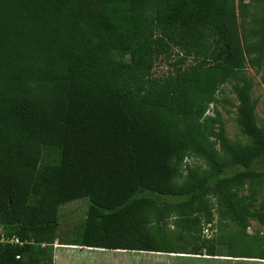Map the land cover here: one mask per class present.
Listing matches in <instances>:
<instances>
[{"label": "trees", "instance_id": "16d2710c", "mask_svg": "<svg viewBox=\"0 0 264 264\" xmlns=\"http://www.w3.org/2000/svg\"><path fill=\"white\" fill-rule=\"evenodd\" d=\"M174 49L184 58L154 76ZM248 65L264 79V0H0V232L54 243L61 205L87 198L76 244L264 259L247 233L264 223ZM227 82L244 139L207 113ZM188 155L208 168L183 176ZM210 196L236 227L220 240L203 234Z\"/></svg>", "mask_w": 264, "mask_h": 264}, {"label": "rangeland", "instance_id": "374dc122", "mask_svg": "<svg viewBox=\"0 0 264 264\" xmlns=\"http://www.w3.org/2000/svg\"><path fill=\"white\" fill-rule=\"evenodd\" d=\"M172 52L173 55L171 57L165 55L159 57L152 70L154 76L161 77L171 73L176 64L179 63V60L184 58L183 52L177 49H174ZM185 61L190 62L192 58H185ZM247 73L253 80L252 97L257 102L258 121L260 125L264 126V79L262 73L249 65L247 67ZM216 95L218 100L210 105L207 113L214 115L216 110H218L224 120L229 137L235 140L244 139L236 121L238 100L233 91V84L227 82L221 85ZM186 166L198 168L199 170L208 168V164L204 159L194 155H188L186 157L183 176L187 173ZM240 192L241 194L247 193V186L241 188ZM210 202L213 204V221L210 224L204 225L203 234L211 240H220L223 239V236H228L231 230L236 227L229 221H220L217 205L212 196H210ZM88 204L87 198H81L61 205L59 210L58 234L62 239L73 238L82 232ZM174 217V215H171L168 219L171 228L173 227ZM247 233L259 234V241L264 249V223L260 222L256 217L251 216L250 227L247 229ZM74 251L78 252L77 256L73 254L72 257H67L65 264H264V259L227 256L234 253V251L229 252L231 250L228 249L226 244L218 246L217 253L219 255L214 257L206 254L196 256L188 253L116 252L105 248L85 249L82 254L77 250Z\"/></svg>", "mask_w": 264, "mask_h": 264}, {"label": "crops", "instance_id": "0c3cea01", "mask_svg": "<svg viewBox=\"0 0 264 264\" xmlns=\"http://www.w3.org/2000/svg\"><path fill=\"white\" fill-rule=\"evenodd\" d=\"M72 240L74 238L64 240L60 235L54 243H36L32 240L16 243L0 240V264H65L67 257H72L73 254L77 256L78 252L74 250L82 254L85 249H90ZM19 246H24L25 249L15 252ZM113 251L127 252L126 250Z\"/></svg>", "mask_w": 264, "mask_h": 264}, {"label": "built area", "instance_id": "2783aa9c", "mask_svg": "<svg viewBox=\"0 0 264 264\" xmlns=\"http://www.w3.org/2000/svg\"><path fill=\"white\" fill-rule=\"evenodd\" d=\"M0 240L22 243L19 236H17V235L9 236L5 232H0Z\"/></svg>", "mask_w": 264, "mask_h": 264}]
</instances>
